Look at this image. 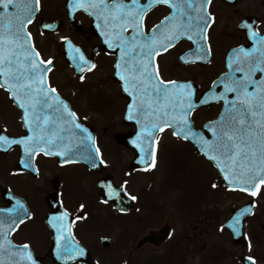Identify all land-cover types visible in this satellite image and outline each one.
Wrapping results in <instances>:
<instances>
[{
  "label": "flooded vegetation",
  "instance_id": "1",
  "mask_svg": "<svg viewBox=\"0 0 264 264\" xmlns=\"http://www.w3.org/2000/svg\"><path fill=\"white\" fill-rule=\"evenodd\" d=\"M70 4L71 0H41L27 30L41 58H52L50 85L77 114L78 122L94 131L104 163L96 170L81 162L63 163L66 158L56 155L59 149H54L52 155L37 152L30 159L31 167H25L29 161L23 145L0 146V209L11 208L19 201L29 214L11 233V241L17 246L29 244L32 258L44 264L68 262L58 256L57 233L49 223L67 211L64 222L71 225L72 240L84 254L71 264H249L245 262L247 256L263 264L264 239L234 245L231 234L220 228L213 207L221 198L217 191L207 189L205 180L191 179L188 174L186 178L183 169L174 172L175 167L173 176L171 172L163 175V165L161 175H146L152 168L145 170L144 164L134 167V141L139 142L140 125L127 119L130 97L114 75L118 53L104 44L94 18L80 8L72 10ZM207 10L212 17L206 33L210 56L195 63L182 62L180 56L194 45L181 39L156 57L161 78L190 82L195 89L194 101H199L212 81L228 71L227 58L232 50L253 47L255 42L249 38L246 25L264 36V0H210ZM169 11L164 5L153 6L146 12L145 30ZM45 24L52 27L44 28ZM70 45L96 64L92 71L85 69L82 81L77 61L70 58ZM221 110L222 102L193 109V128L202 130L208 121L219 117ZM21 115L22 110L0 89V135L16 140L26 136ZM156 136V151L166 150L165 162L171 160L166 169L176 163L181 150H197L190 141L173 135L171 128L158 131ZM207 136L211 138V133ZM105 150L114 157L117 168L106 159ZM172 151L178 152L169 153ZM168 182H174L171 188L180 189L176 195L168 194ZM109 185L115 189L123 185L131 204L129 211H120L101 197V186L111 194ZM3 216L0 213V218ZM217 233L223 239H217ZM153 235L159 237L145 241Z\"/></svg>",
  "mask_w": 264,
  "mask_h": 264
},
{
  "label": "snow or ice",
  "instance_id": "2",
  "mask_svg": "<svg viewBox=\"0 0 264 264\" xmlns=\"http://www.w3.org/2000/svg\"><path fill=\"white\" fill-rule=\"evenodd\" d=\"M40 2L0 0V89L22 110L21 120L28 133L19 140L0 135V146L23 145L29 161L25 167H31L30 159L37 152L52 155L54 149H59L56 155L66 158L63 163H75L67 159L73 155V148L95 167L100 150L94 147V138L86 134L87 129L78 122L77 114L50 85L47 76L53 65L52 58H41L32 42V34L27 31ZM209 3L210 0H146L145 3L141 0H71L70 7L91 15L104 44L118 53L113 65L114 75L119 78L122 91L130 97L127 119L140 125L139 142L134 143L146 164L145 170L156 164L158 137L155 133L171 128L173 135L192 140L199 146V151L215 164L231 190L256 196V189L264 185V36L246 25L249 38L255 42L253 47L232 50L227 58L228 71L212 81V86L200 98V104L222 102L219 117L204 125L211 139L192 126L190 117L195 107L192 84L162 79L156 63L158 55L173 48L181 39L194 45L180 56L182 62L195 63L211 55L210 47L206 46L207 28L212 19L207 10ZM156 5L167 6L170 11L146 31V12ZM50 27L44 25V28ZM72 52L76 55H71ZM186 56L191 60H186ZM70 58L77 61L81 81L85 69L96 68L79 48H71ZM77 130L80 136H76ZM73 137L82 147H76ZM100 163L104 161L101 159ZM108 187L113 196L119 195L117 189ZM120 187L122 190L123 185ZM250 211L249 207L240 209L229 227L238 225L240 218ZM0 213L4 214L0 218V264H6L3 257L8 258L7 264H35L30 245L17 246L10 239L11 233L29 215L23 204L17 201L11 208L0 209ZM67 216L65 211L49 223L57 233L59 258L70 262L82 255L83 250L72 240L71 225L64 222ZM239 234L236 231V235ZM246 260L256 264L252 256H247Z\"/></svg>",
  "mask_w": 264,
  "mask_h": 264
},
{
  "label": "rangeland",
  "instance_id": "3",
  "mask_svg": "<svg viewBox=\"0 0 264 264\" xmlns=\"http://www.w3.org/2000/svg\"><path fill=\"white\" fill-rule=\"evenodd\" d=\"M168 140L169 139L165 141H168ZM181 151H182L181 155L177 157L179 159L175 160L176 163L173 164L172 167L168 166V169H166V166L168 165V163L165 162L166 150L158 151L155 167L152 168V170L146 175H159V174L161 175V167L163 165V175H170V172L172 174L171 170L175 167L174 172L179 168L183 169L182 173L185 174L186 178H188V176L186 175L188 174L191 179L200 177V179H202L203 181L205 180L207 183L206 185L207 189L209 188V191H212V190L217 191L218 198H221V201H216L215 206H213L215 208L217 221L221 224L228 219V217L231 215L233 208L239 207L245 202H249L250 200H253L256 205L257 214L254 220L251 221L249 224H247V226L245 227V238L247 241L248 239L263 240L264 239V187L261 189V191L263 192L259 194L258 196H248L241 192H227V194L223 192L222 194V191H225V190L222 188L220 184L217 172L215 168L213 167V165L210 162H208L205 158L201 157L197 153V151L193 149L181 150ZM174 152H178V151H172L169 153H174ZM104 155H106L107 156L106 159L110 163H113L112 165L116 166L117 168L118 163H116V161L113 159L114 157L111 156L110 152L105 150ZM121 157L126 158L127 156L121 155ZM177 165H179V167H176ZM119 167L122 168V165L120 164ZM166 182H163V184ZM173 183L174 182H168V190H169L168 194L169 195H172V194L176 195L175 192L180 190V189L171 188L170 186ZM203 184L205 185L204 182ZM214 184L216 185V187H212V185ZM193 189H196V188H193ZM193 192H197V195L199 194L198 191H193ZM212 196H213V193L211 192V199H210L211 203H212ZM216 227H218V224L216 225ZM226 237L227 236L225 234V238ZM216 238L219 240L223 239L220 233L216 234ZM254 246H256L255 243H254ZM262 247L264 248V244ZM236 252H238V250ZM261 263L264 264V260Z\"/></svg>",
  "mask_w": 264,
  "mask_h": 264
},
{
  "label": "water",
  "instance_id": "4",
  "mask_svg": "<svg viewBox=\"0 0 264 264\" xmlns=\"http://www.w3.org/2000/svg\"><path fill=\"white\" fill-rule=\"evenodd\" d=\"M254 45V44H253ZM204 96V95H203ZM202 105H209V104H200V103H197L196 105H195V107H194V109L196 108V107H201ZM208 130L207 129H205L204 128V130H201V131H199V132H203L204 133V135H205V137L206 138H208L207 136H206V132H207ZM157 133V132H156ZM155 133V134H156ZM87 134H90L93 138H94V147H96L95 146V136H94V134L88 129L87 130ZM73 139V141L75 142V138L73 137L72 138ZM192 141V140H191ZM194 144H195V142L194 141H192ZM195 146L198 148V150H199V146L197 145V144H195ZM93 151H94V148L92 149ZM72 152H73V155H71V156H69V157H71V158H73V159H78V160H81V161H83V162H85L90 168L91 167H93L92 166V163H90L87 159H84V158H82V156H81V154H79V153H76L75 152V148H73L72 149ZM200 152V151H199ZM137 153H138V156H140L141 155V153H140V151H137ZM201 153V152H200ZM204 155V154H203ZM100 162V158H99V155L96 157V159H95V164H96V166L95 167H93V168H96L97 166H98V163ZM220 174V173H219ZM220 177H221V182H222V184L223 185H225V186H227V187H229L228 185H227V182H225L223 179H222V175L220 174ZM115 205L118 207V208H122L120 205H118L116 202H115ZM245 207H249L250 209H251V211H250V213H248V214H245L244 216H242L241 218H240V222H239V224L238 225H234L233 227H229V224H231L232 223V220H233V218H234V216H236L238 213H239V211H240V209H242V208H245ZM242 208H240V209H236V210H234V215H233V217H232V219L229 221V223H227L226 224V228L227 229H229L231 232H232V234H233V240H234V242H241L242 241V238H243V225H244V222L246 221V219L252 214V203H249V204H247L246 206H244V207H242ZM236 231H238L240 234L239 235H236ZM148 239H151V237L150 238H148ZM33 260H35L34 258H32ZM76 259H78V256L77 257H75L72 261H75ZM69 263H71V261L70 262H68V264ZM6 264H7V262H6ZM25 264H31V262H25ZM35 264H43L42 262H40V261H36L35 260ZM63 264H65V263H63Z\"/></svg>",
  "mask_w": 264,
  "mask_h": 264
}]
</instances>
